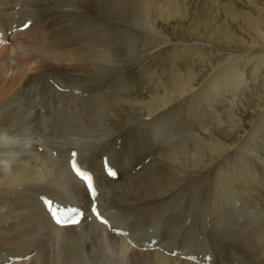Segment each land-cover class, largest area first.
<instances>
[{"label":"bare ground","instance_id":"1","mask_svg":"<svg viewBox=\"0 0 264 264\" xmlns=\"http://www.w3.org/2000/svg\"><path fill=\"white\" fill-rule=\"evenodd\" d=\"M22 2L21 10L15 12V0L0 1L1 42L8 41V33L21 31L27 42L40 44L31 49H40L50 62L49 69L42 66L37 75L27 77L13 97L25 100L0 106V264L18 257L27 258V264H58L60 258L64 264H196L189 255L205 253L208 244L230 249L233 255L238 245L235 253L244 250L251 264H264L257 254L258 249H264V219L234 206L237 198L232 186L216 190L206 203L213 202V210L205 211L200 179L187 184L188 177L207 166L206 158L228 153L230 148L215 134L212 141L201 143L197 134H186L179 117H171L174 105L193 93L188 91L190 81L195 80L187 70L190 64L183 66L188 76L177 69L176 85L172 89L162 86L159 93L155 89L147 99L135 100L120 88L125 58L119 53L120 37L112 22L133 23L158 32L161 22H188L191 0ZM54 8L59 9L53 12L55 16L50 15ZM38 14L40 20L48 17L51 22L34 37L23 25ZM261 24L264 22L255 21L251 28L258 33ZM94 28L98 29V43L92 42ZM158 40L150 44L156 48L168 42ZM80 43L84 44L81 48ZM48 46L50 49H43ZM79 51L87 57L81 58ZM71 53L74 56L67 57ZM187 54L191 56V51ZM99 80L107 89L99 88ZM47 82L41 90V84ZM108 89L122 90L124 95H115L117 104L102 103ZM121 103L133 104L134 110L140 111L135 114L142 117L137 119L133 113L136 121L130 126L106 124L108 111ZM227 128L236 129L232 120ZM72 129L79 135L68 145ZM74 164L91 175L93 191ZM114 171L116 178L111 177ZM230 172H225L229 185ZM48 201L52 202L50 210ZM174 203L178 209L167 212ZM53 209H79L82 218L76 226L59 227L51 218ZM203 212L212 231L208 240ZM254 238L258 249L253 246ZM71 247L76 248L74 253ZM235 257L232 264H236Z\"/></svg>","mask_w":264,"mask_h":264},{"label":"rangeland","instance_id":"2","mask_svg":"<svg viewBox=\"0 0 264 264\" xmlns=\"http://www.w3.org/2000/svg\"><path fill=\"white\" fill-rule=\"evenodd\" d=\"M15 3L14 8H18L15 12H18L19 9L21 10L23 2L15 0ZM260 9L264 11V0H248V2L247 0H191L188 15L190 19L188 22L186 19L184 24L161 22L158 32L142 25L138 26L127 22L120 23V25L112 22V25L114 24V32L120 37L119 53H122L125 58V71L120 81V88L127 94H131L135 100L147 99L148 93L154 92L155 89L159 93L162 86L172 89L178 80L177 69L183 70L185 76H188L187 70L195 75V80L190 81L191 86L188 89L193 93L185 95L174 105L176 108L173 109L171 117H179L186 134L194 133L195 136L197 134L201 143L212 141V135L215 134L222 137V144L230 147L228 153L214 158H210V156L206 158L207 166L201 167L197 175L188 177L187 184H191L197 178L200 179L204 210H213V202H208V205L206 203L216 193V190H229L232 186L234 199L237 198L234 206L243 207L245 213L250 211L259 214L262 216L259 218L263 220L264 24L259 25V34L251 28V24L255 21L264 22V12ZM55 10L59 9H51L50 15L55 16L53 14ZM9 11H13L12 8ZM50 11L48 10V13ZM38 17L39 14L36 17L38 20L35 18L32 22L27 21L23 25V29L26 27L25 31L34 37L40 35V31L47 28V24L51 22V20L48 22V17L45 20H40ZM34 22L37 26L33 25ZM118 26H121V29ZM96 31L98 32V29H92L94 36L92 42L98 43L100 39ZM17 32L14 31L12 35L8 33L10 38L6 42H1L0 39V106L8 101L17 100L18 103V101L25 100L22 97L19 100L13 97L17 96L27 77L37 75L40 68L47 66V62H50L40 49L38 51H35V48L31 49L39 47L40 44L37 45L32 41L27 42V38L22 32ZM228 34H231L232 37L227 39ZM163 38L168 41L167 44L159 45L156 48L150 44L151 40L157 42L159 39L158 42H160ZM83 45L80 43L78 47L81 48ZM86 48L87 46H85ZM43 49H50V46ZM189 51H191V56L187 54ZM70 56L73 57L74 54L67 55V57ZM80 57L86 58V52H81ZM188 64H190L188 69H183V66ZM47 69H49L48 66ZM92 71L94 70L92 69ZM116 72L115 69L114 73ZM98 82H102V86L99 88L107 89L103 86L105 83L103 80ZM116 83L119 85L118 80ZM47 85L49 82L41 84V90H44V86ZM122 90L108 89L104 91L103 99L107 100L102 103L112 101L111 103L117 104L116 96L124 95ZM36 98L38 99V97ZM136 112L140 111L138 109L135 111L133 104L115 105L108 111L105 123L108 125L129 124L136 121L132 118V114ZM134 116L137 119L142 117L138 114ZM91 117L96 119L93 115ZM231 120L236 129L229 130L227 128ZM133 124H129V126ZM74 129L68 137V145L78 139L79 133ZM206 130L213 131V134L210 135ZM100 133L101 131L98 134ZM225 133L230 134L227 135L228 138L225 137ZM101 149L102 147L99 146L97 151L99 152ZM204 160L205 158H203ZM229 170H231L230 177L232 178L230 185L225 176V172ZM2 172L5 173L8 170ZM209 191L211 192L209 193ZM178 203L170 206L167 212L178 209ZM181 208L184 209V206ZM178 212L182 214L179 210ZM203 214L206 219V222L204 221L205 237L208 240L212 237V231L207 224L208 215L204 212ZM242 232L241 235L244 237L246 231L243 229ZM232 240L234 243L235 240L233 238ZM252 243L254 247L259 248L257 238H254ZM212 246L215 245L208 244L205 253L198 256L190 254V261L196 264H232L233 256L237 255L236 262L234 261L236 264L252 263L250 258H246L244 250L235 253L239 251L237 250L238 245L233 249L235 250L234 255L230 249L221 248V245L219 246L221 249ZM75 250V247H71L72 253ZM194 251L201 252V250ZM257 254L264 259V249H258ZM20 258L10 260L8 264H27V258ZM111 260H113V256ZM245 261L247 262L245 263ZM58 264H64L62 258L59 259ZM73 264H77V261ZM123 264H125L124 261Z\"/></svg>","mask_w":264,"mask_h":264},{"label":"snow or ice","instance_id":"3","mask_svg":"<svg viewBox=\"0 0 264 264\" xmlns=\"http://www.w3.org/2000/svg\"><path fill=\"white\" fill-rule=\"evenodd\" d=\"M73 167L76 168V171L78 172V174L82 175L84 177V179H86V180L89 181V187H91V178L89 176L85 175L84 173L80 172L79 168H77L75 164L73 165ZM92 210L94 212L96 211L95 208H93ZM97 216L99 217V213L98 212H97ZM100 218H101L102 223H107V221L106 220H103L102 217H100Z\"/></svg>","mask_w":264,"mask_h":264}]
</instances>
